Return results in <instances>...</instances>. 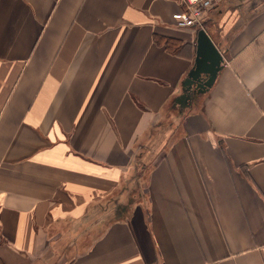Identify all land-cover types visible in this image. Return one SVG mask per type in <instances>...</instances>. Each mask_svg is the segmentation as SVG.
<instances>
[{
  "label": "crops",
  "instance_id": "obj_1",
  "mask_svg": "<svg viewBox=\"0 0 264 264\" xmlns=\"http://www.w3.org/2000/svg\"><path fill=\"white\" fill-rule=\"evenodd\" d=\"M183 9L0 0V264H264V0L206 11L190 98Z\"/></svg>",
  "mask_w": 264,
  "mask_h": 264
},
{
  "label": "water",
  "instance_id": "obj_2",
  "mask_svg": "<svg viewBox=\"0 0 264 264\" xmlns=\"http://www.w3.org/2000/svg\"><path fill=\"white\" fill-rule=\"evenodd\" d=\"M224 58L205 29H199L196 42V58L183 83L186 97L192 92L203 93L214 83L223 67Z\"/></svg>",
  "mask_w": 264,
  "mask_h": 264
},
{
  "label": "built area",
  "instance_id": "obj_3",
  "mask_svg": "<svg viewBox=\"0 0 264 264\" xmlns=\"http://www.w3.org/2000/svg\"><path fill=\"white\" fill-rule=\"evenodd\" d=\"M219 0H181L183 11L176 15V23L181 28L203 29L205 14Z\"/></svg>",
  "mask_w": 264,
  "mask_h": 264
},
{
  "label": "trees",
  "instance_id": "obj_4",
  "mask_svg": "<svg viewBox=\"0 0 264 264\" xmlns=\"http://www.w3.org/2000/svg\"><path fill=\"white\" fill-rule=\"evenodd\" d=\"M157 43L164 44L168 51L177 53V47L180 45V42L176 39L168 38V37H157Z\"/></svg>",
  "mask_w": 264,
  "mask_h": 264
}]
</instances>
